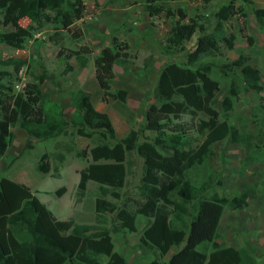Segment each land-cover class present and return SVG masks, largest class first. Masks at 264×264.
I'll return each mask as SVG.
<instances>
[{
    "label": "trees",
    "instance_id": "trees-1",
    "mask_svg": "<svg viewBox=\"0 0 264 264\" xmlns=\"http://www.w3.org/2000/svg\"><path fill=\"white\" fill-rule=\"evenodd\" d=\"M159 0H147L145 9L150 16L165 12L168 16H178L166 41L177 46L192 37L196 28L204 30L202 24L196 25L193 20L182 22L187 17L183 8L173 12L164 7ZM207 1V0H202ZM0 11L16 13L29 20L28 27L18 26L13 30H3L8 19H0V44L13 49H22L31 31H40L46 25L53 30L50 40L58 42L55 37L60 31L74 28L77 20L83 17L82 0H0ZM260 23L264 19V8L252 10ZM247 11L242 5L230 0L222 4L214 13L216 22L210 33L199 36L194 49L189 52L187 62H170L159 71L156 79L158 94L168 93L171 97L160 105L150 104L145 119L155 131L152 140H139V132L130 129L119 139L107 113L95 108L91 95H82L77 99V108L73 113L72 124L75 133L92 139L97 135V143L88 150L77 151L89 163L79 171L75 186L76 200L80 202L87 191L88 183L98 184L99 196L95 198L94 209L97 215L115 210V205L107 199L120 197L119 190L126 183L128 170L132 162L131 154L142 159L143 170L150 171L153 179H142L136 185L140 197L134 213L120 209L117 219L128 230L133 231L135 214L148 220L143 231L141 244L166 254L176 244L175 233L189 232L192 223L203 222L208 229L212 222L222 214L217 187L222 185L219 170L208 169L220 152L217 145L224 139L240 143L245 149V164L258 159L262 147L254 143L250 134L241 132L238 126L232 125L214 107L219 91V83L211 77V63H196L201 55L219 54V41L229 28V18L235 16L243 23ZM80 36L79 31H74ZM122 43L112 38L111 45L103 47L94 59L95 78L105 98L110 101H126L127 92L118 89L112 92L110 80L114 77L113 66L125 64L122 55ZM127 45H125L126 47ZM80 51L69 50L66 53L61 47L58 56L66 60L75 56L83 67L86 59L80 57ZM0 66L11 67L13 71L0 68V156H2L12 133L9 127L19 126L30 138L46 139L61 134L69 124L64 108L57 100L43 93L38 83H26L22 91H14L13 73L17 74L22 63L14 58H0ZM225 75H229L227 97H237L242 90L259 92L263 89L260 82V71L247 63V57L240 55L237 59L219 66ZM234 68V69H233ZM236 69L242 78L238 77ZM232 70V71H230ZM232 72V74H230ZM224 110L229 109L223 105ZM258 111L264 114V103ZM203 113L197 124V132L204 134V139L193 147L190 137L186 136V122H174L173 119L183 114L192 117ZM62 156L60 157V159ZM201 166L206 174L205 180L195 181L187 173L194 166ZM41 173H48L50 164L47 154H42L37 165ZM64 188L57 190L61 194ZM250 195L248 188L228 199L231 209H243L247 206ZM93 226L77 223L72 218L61 220L55 218L44 204L25 184L2 177L0 179V233L5 235L8 252L0 245V264H130L123 254L115 251L109 230H93ZM115 227L113 231H117ZM213 243V248L217 246ZM183 254L194 257L206 254V249L197 253L191 244L185 246ZM184 255H180L183 258ZM200 258V257H199ZM197 258V260L199 259ZM202 259V258H201ZM204 264H256L252 256L243 248L230 249L223 255L212 250Z\"/></svg>",
    "mask_w": 264,
    "mask_h": 264
},
{
    "label": "rangeland",
    "instance_id": "rangeland-1",
    "mask_svg": "<svg viewBox=\"0 0 264 264\" xmlns=\"http://www.w3.org/2000/svg\"><path fill=\"white\" fill-rule=\"evenodd\" d=\"M229 1L159 0L158 3H163L165 8L169 7L173 12L183 8L187 17L182 22L190 19L204 27L203 31L197 27L191 38L177 46L171 45L166 39L178 16H168L165 12L150 16L145 9L147 0H82L83 17L76 21L73 29L60 31L59 36L55 37L57 43L50 40L49 35L53 30L46 25L40 31H31L22 49L0 44V58L14 57L22 63L19 72L12 76L14 91H22L26 83H38L43 93H49L51 99L62 104L69 120L61 134L46 139L30 138L19 124L11 125L12 139L5 153L0 156V179L5 177L28 186L57 219L72 218L77 223L93 226L92 231L107 228L115 251L123 254L130 264H204L212 250L223 255L237 248L249 252L256 264H264V114L258 111L259 104L264 103V19L259 23L252 12L256 8H264V0H232L247 11L245 22L235 16L230 17L229 28L218 43L219 54L201 55L193 63L195 66L212 64L211 77L219 83L213 105L219 110L220 119L225 118L238 126L241 132L250 134L253 142L262 147V153L257 154L258 159L245 164L242 144L232 142L228 137L217 145L216 150L220 154L214 159V164L206 168L213 169L223 163L219 170L222 185L216 188L223 208L222 214L212 222V228L208 229L201 221L192 223L189 232L173 235L176 244L163 255L141 244L147 219L135 214L133 231L122 226L116 217L118 211L126 209L134 213L140 200L137 183L154 177L150 171L143 170L142 159L135 154L129 157L132 165L124 187L119 190L120 197L116 200L107 196L116 207L114 211L97 215L94 201L100 193L95 182L88 183L80 202L75 196L79 171L89 163L78 152L88 150L97 143L96 134L88 139L75 133L71 121L77 108V99L82 95H91L95 108L110 117L117 139L130 129H135L139 132L140 141L152 140L155 131L146 127L150 123L146 121L145 113L150 104L159 106L171 97L168 93L158 94L156 79L159 71L170 62L185 64L198 37L212 31L216 22L214 13ZM0 19H8V25L1 27L6 31L18 26L28 27L30 23L25 17L5 11H0ZM75 30L79 31L80 36L74 35ZM113 37L123 45L125 64L113 66L114 77L110 80V90L115 92L123 89L127 92L123 104L120 100H103V92L94 74L96 55L103 47L111 45ZM60 47L66 53L84 48L80 57L86 59L85 66L82 67L75 56L69 60L63 55L59 57L57 53ZM240 55H245L247 63L259 69V83L263 89L259 92L242 90L237 97L228 98L229 75H225L219 66ZM0 68L13 71L11 67ZM235 74L242 78L239 70L236 69ZM223 105L229 109L224 110ZM201 118H205V115L198 112L193 117L183 114L173 119L174 122H186V136L190 137L193 147H197L204 139V134L196 130ZM42 154H47L50 164L46 174L37 169ZM187 174L195 181L206 179L201 166L192 167ZM61 187L64 188L63 192L57 194ZM246 188L250 190L247 206L231 209L227 204L228 199ZM115 227L118 230L114 232ZM214 242L218 245L213 248ZM189 244L197 253L206 249V254L200 255V258L194 257V253L185 256V246ZM0 245L5 252L9 251L2 233ZM181 254L183 258L179 257Z\"/></svg>",
    "mask_w": 264,
    "mask_h": 264
},
{
    "label": "clouds",
    "instance_id": "clouds-1",
    "mask_svg": "<svg viewBox=\"0 0 264 264\" xmlns=\"http://www.w3.org/2000/svg\"><path fill=\"white\" fill-rule=\"evenodd\" d=\"M94 74H95V72H94ZM99 86V85H98ZM99 89H100V87H99ZM65 113V112H64ZM111 120V119H110ZM115 131V130H114ZM127 134V133H126ZM125 136V135H124ZM83 137V136H82ZM121 138V137H120Z\"/></svg>",
    "mask_w": 264,
    "mask_h": 264
}]
</instances>
